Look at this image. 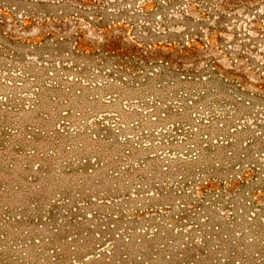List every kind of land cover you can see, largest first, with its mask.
<instances>
[{"label":"rangeland","instance_id":"rangeland-1","mask_svg":"<svg viewBox=\"0 0 264 264\" xmlns=\"http://www.w3.org/2000/svg\"><path fill=\"white\" fill-rule=\"evenodd\" d=\"M0 264H264V0H0Z\"/></svg>","mask_w":264,"mask_h":264}]
</instances>
